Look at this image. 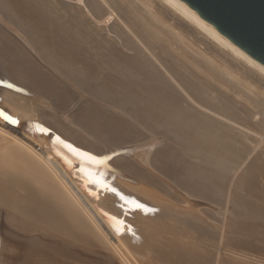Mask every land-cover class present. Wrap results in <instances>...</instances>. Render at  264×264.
<instances>
[{"label":"bare ground","instance_id":"1","mask_svg":"<svg viewBox=\"0 0 264 264\" xmlns=\"http://www.w3.org/2000/svg\"><path fill=\"white\" fill-rule=\"evenodd\" d=\"M262 135L264 68L172 0H0V171L16 165L61 237L110 264H192L182 235L217 236L203 264L264 245Z\"/></svg>","mask_w":264,"mask_h":264},{"label":"rangeland","instance_id":"2","mask_svg":"<svg viewBox=\"0 0 264 264\" xmlns=\"http://www.w3.org/2000/svg\"><path fill=\"white\" fill-rule=\"evenodd\" d=\"M110 72L112 74V78L114 79V84H111L110 81H107L106 84L108 86H111L112 89H113V91L116 92L119 95V93L120 92H123V89L125 87H127V83L126 82H122V79H121L120 75L116 74L113 70H110ZM86 100L87 99H85V101ZM82 101H84V99H82L81 102ZM91 101L94 102V104H96L99 107H105V108L111 109L110 107H108V106H106L104 104L98 103V102H96V101H94L92 99H91ZM75 109H76V107L72 111H74ZM72 111L70 113H72ZM112 111H114V110H112ZM114 112H116V111H114ZM258 139H259V143H258V147L256 148V153L258 151H264V135H262V137H260ZM95 142H96L95 144H97L98 147L102 148V152L105 151V150H108V148L106 146L102 145V143H99L98 141H95ZM121 149L122 148L113 149V151H115L116 153L114 154L113 157H108L107 156L106 157L107 162H109V161L111 162L113 160H116L115 163H119V162L122 163V160H120V159H121L122 156H125V154L122 153V152H120ZM157 151H159V150L156 149L155 151H153L152 156ZM102 152H98L97 154H101ZM103 157H105V156H103ZM153 164H154V162H153ZM15 166L16 165L12 164L11 166L6 167V169H5V167L3 168V169L6 170V172L7 171L9 172V173L7 172L8 174L5 173V170H1L0 171L1 172V174H0V182L2 181V183H1L2 185L0 184V186H4L3 187L4 189H5V186H7L6 187V190H1L3 188L0 187V192H1L0 193V203H1L0 204V207H2V208H0V246H1L2 241H4V238H5L8 241L10 240L9 242H14V240L17 241L15 243L17 245L19 244L20 246H22V248L21 247H18L17 245H14L13 246L10 243H7L8 245L6 244L3 247V248H6V251H5V249H3V248L1 249L0 248V261L2 260L1 261L2 264H95V263L96 264H110V262L107 259H105L104 257L95 255V254L92 253V251H89L87 249L82 248L79 244L72 243L67 238L61 237L62 236V233H64V232L60 231L61 229H58V228H61L62 225H64V220L61 218V216H58L57 215L58 213L56 214V211L53 209V207L50 206V205L53 206V203H52L53 201L51 202L52 204H50V199L45 198L47 201L44 199L46 201V206H49L48 209L51 207L50 210L53 209L54 210L53 211L54 213L52 211H50V210L48 211V209H45L46 208L45 201L44 202L42 201L43 200L42 199V196H39L40 198H39L38 202H36L37 200L35 201L34 198L31 199V195L33 193H31V191L28 188V187H30L29 186L30 184L27 186V184L30 183V182H29L28 179L21 178L24 175V174H22V172L16 171L17 172L16 173L15 170L13 171L12 167L14 168ZM10 170H12V172ZM17 170H21V168L18 165H17ZM3 174H5V175H3ZM3 176L6 178L5 180H4V177ZM19 177L21 179H19ZM24 177H25V175H24ZM25 180L26 181L28 180L27 183L24 182ZM21 181H22V184H21ZM23 182L25 183V185L23 184ZM4 183H6V184L3 185ZM17 185L20 188H22L21 189V192L22 193H23V191L25 192L27 190V191H30V192H28L29 194H27V191H26V195H23L24 193L22 194L21 192H19V189L20 188L18 189V186ZM20 185H22V186L24 185L27 189H24L25 187L24 186L21 187ZM15 188H17L18 190L17 191L13 190ZM7 190H10V191L7 192ZM17 192L18 193H21V194H18ZM12 193H14L16 195L13 196L14 194H12ZM6 194H8L9 196L6 195ZM18 195H19L20 198L18 197ZM22 195H23V197H21ZM11 196H13V199H12ZM26 196L28 198L30 196L29 199L34 200V201L29 200L28 198H26ZM10 198L12 200H10ZM17 198H19L18 201H17ZM24 198H26L25 201H27V205L29 204L28 206L25 205L26 203L24 201ZM14 199H16V201ZM20 200H21V202H20ZM28 201H30L31 203L30 202L28 203ZM33 202H35V203H33ZM41 202L44 203L42 205L45 206L44 209L46 210L47 214L50 213L49 214L50 216H48V217H52V215H53V218L54 217H60V219L57 218V220H55L56 223L54 222V220H52L53 218H48L47 217V214H45V211H44L43 207L42 206L40 207ZM5 203H6V205H5ZM12 203H13L14 206L12 205ZM23 203H25V204H23ZM36 203L39 204V206ZM17 204H19V205L17 206ZM1 205H3V206H1ZM16 206L19 207V208L21 207V209L18 208V210H17V207ZM29 206H31V207L33 206L35 208V210L37 208H39L38 211L36 210L37 213H39V215H40L39 216L36 213L39 216V220H37L38 219V216L36 214H34L35 212H33V211H35L34 208L33 207L31 208ZM3 207H5L6 212H5V209ZM6 207L8 208V210H7ZM26 207L29 208L30 213L28 212L29 210ZM12 209H13V211L14 210L15 211L13 212ZM32 209H33V211H32ZM39 210L40 211L42 210V211L40 212ZM10 211L12 213H14V214H17V215H14V214L13 215L12 214L10 215L9 214V213H11ZM18 211H20V212H18ZM222 211L223 210H221V212ZM24 212H25V214H24ZM224 212L225 211H223L220 215H222L223 217L227 218L228 219L227 221L229 222V224H232L233 223L232 221L235 219L236 213L234 211H232V210H229L227 213H224ZM26 213H27L28 216L26 215ZM31 213H33V214H31ZM43 213H44L45 216L43 215ZM12 216H13V218H12ZM17 217L19 219L21 218L20 219V223H19V221H18L19 219ZM28 218H29V220H27ZM44 218H45V220H44ZM225 218H222V220L225 219ZM48 219H51L50 221L51 222L53 221V223L55 224L54 225V224L50 223V224H52V226L54 225V227L52 229L55 232V235L53 236V237L56 236L55 238H53L52 236L46 238L45 237L46 235L43 234V232H44L43 230H45L46 228L47 229H51V227H52L50 224H48V222H50ZM31 220L34 221V222H32ZM37 221H38V224H37ZM40 221L43 224L45 223L44 225L41 224L44 228L46 227L45 229H43L42 226H40ZM26 224H28V225H26ZM36 224H37L38 227L36 226ZM57 224L59 226L60 225L61 226L58 227ZM10 225H11L12 230L10 228ZM14 225H15V227H14ZM46 225H48V226L50 225L51 227L48 228V226H46ZM12 226L15 228L14 231H16L13 234L11 233V232H13V227ZM21 226H23V227H21ZM34 226H35V229H34ZM55 226H57V227L55 228ZM29 227L31 228L30 230H28ZM7 228H9L11 231L9 229H7ZM54 229H56V230H54ZM38 230L41 231L42 233L41 232H38ZM201 230H203V229H201ZM8 231H10V232H8ZM35 232H37V233H35ZM20 233H21V235H20ZM23 233H24V235H23ZM38 233H39V235H38ZM28 234H30L29 237H27ZM35 234L38 236V238L41 241H43L44 244L41 243L40 240L37 237L35 239ZM18 235H20V237ZM25 235H26L27 238L25 237ZM201 235L202 236H199V237L196 236L197 240L195 239V237H194V239H192L191 235H182V236H179V239H180L181 244L184 245L185 247L188 246V249L187 248L186 249L189 250V253L192 255V257H191L192 264H203L202 262L204 260H206V259L211 260L210 258L214 257L215 254H216V252H217V247L218 246H217V244H215L213 242V238H217V236H214V237L211 236V237H208L205 240H202L201 238L203 237L204 234H201ZM30 236H33L34 237V238L32 237L33 239H31V241H30V238H31ZM41 236L43 237L42 239H44V240L41 239ZM8 237H12L14 239H12V238L11 239L10 238L8 239ZM22 237L25 238V239H23ZM53 239H54L55 242L53 241ZM34 240H35V242H34ZM38 240H39V242H38ZM64 241L67 242V243H69V244L71 243L73 245V247H67L66 245H63V242ZM47 242H49V244ZM59 242H62V243H59ZM50 243H51V245H50ZM38 244H39L40 247H36V246H38ZM232 244L233 245L231 246V248H229L228 256H229V258L231 257V259L234 260V261L231 260L230 261V264H264V245L261 244L260 242H257L256 241V242H253V243H247V242L243 241L241 244L233 243V242H232ZM57 245L60 247V249H57V250L51 249L52 250L51 251L49 249V247H47V246H52V248H54L56 246L55 248H57ZM6 246L9 247V248H7ZM63 249H65V250L67 249L68 252H70L69 250H71L72 252H70V253L75 254L76 256L75 257H72V256H68L67 255L68 257H65V255H63V254H65L64 251H63ZM58 251H59V253H58ZM73 251H75V253H73ZM76 252L79 255L76 254ZM34 256H36V257H34ZM84 257H86V258H84ZM90 257H91L92 261H90L91 259L88 260ZM94 257H95V259H94ZM80 259L83 260V261L81 262ZM93 261H95V262H93ZM102 261H103V263H102ZM200 261H202V262H200ZM85 262H87V263H85Z\"/></svg>","mask_w":264,"mask_h":264},{"label":"water","instance_id":"3","mask_svg":"<svg viewBox=\"0 0 264 264\" xmlns=\"http://www.w3.org/2000/svg\"><path fill=\"white\" fill-rule=\"evenodd\" d=\"M264 68V0H172Z\"/></svg>","mask_w":264,"mask_h":264},{"label":"snow or ice","instance_id":"4","mask_svg":"<svg viewBox=\"0 0 264 264\" xmlns=\"http://www.w3.org/2000/svg\"><path fill=\"white\" fill-rule=\"evenodd\" d=\"M8 119H10V118H8ZM13 123H16V121H12Z\"/></svg>","mask_w":264,"mask_h":264}]
</instances>
